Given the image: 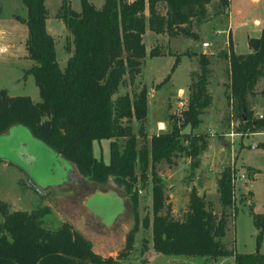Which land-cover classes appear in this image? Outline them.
I'll return each mask as SVG.
<instances>
[{
  "label": "trees",
  "instance_id": "16d2710c",
  "mask_svg": "<svg viewBox=\"0 0 264 264\" xmlns=\"http://www.w3.org/2000/svg\"><path fill=\"white\" fill-rule=\"evenodd\" d=\"M44 1L21 0L25 14L16 15L27 27L25 48L33 63L25 72L33 75L40 99L33 100L27 94L10 95L0 88V135L13 125H23L72 162L84 177L100 184L112 178L130 196L135 221L117 255L103 256L93 249L90 238L69 221L47 227L46 220L53 212L49 204L37 201L30 210H12L0 200V264H135L121 258L133 246L139 223L140 186L149 177L152 216L145 214L141 223L151 228V246L156 252L206 258L233 255L234 264H264V252L260 250L264 211L252 212L257 228L254 251H236L223 240L228 218L237 208L235 169L231 164L222 165L216 179L220 210L212 209L193 185L180 218L171 213L163 179L156 168L162 161L174 162L177 154L189 156L192 169L199 165L208 144L207 134L192 129L199 126L203 112L213 101L208 87L213 53L202 49L184 51L183 54H196L198 62L187 84L188 105L180 116L170 115V129L152 133L149 139L144 127L149 112L147 84L142 83L133 93H118L121 85L136 82L147 55L159 54L156 45L147 50L143 40L146 29L196 40L199 34L193 22L209 19L211 0H103L99 7L80 0L79 10L71 7L70 0H62L56 16L68 30L67 48L71 51L63 67L57 60L55 39L46 29L48 9ZM229 3L230 0H218L215 12L228 13ZM248 45V52L238 53L229 36L227 48L219 50L227 59L226 98L231 116L238 120L234 129L241 134L264 129V111L255 115L249 101V96L258 90V82L264 80V27L259 35L248 37ZM180 55L175 54L172 66ZM259 92L264 95V85ZM132 119L140 121L138 133ZM185 126L190 130L183 132ZM102 138L109 140L108 161L94 153V141ZM138 264H148L147 257Z\"/></svg>",
  "mask_w": 264,
  "mask_h": 264
},
{
  "label": "rangeland",
  "instance_id": "374dc122",
  "mask_svg": "<svg viewBox=\"0 0 264 264\" xmlns=\"http://www.w3.org/2000/svg\"><path fill=\"white\" fill-rule=\"evenodd\" d=\"M58 1L47 0L50 13ZM93 1L95 6L99 7L103 0ZM254 1L231 0L228 27V13H216L218 0H211L208 3L210 20L207 23L193 22V29H197L199 34L196 40L181 34L170 35L166 32L155 34L154 31L146 29L143 35L146 48L150 49L156 45L159 54L147 55L142 74L136 78V82L131 85L125 83L118 91V93L125 91L133 93L142 83H146L150 102L148 117L144 123L146 139H149L152 133L170 129L172 122L170 114L180 116L178 99L186 97L188 93L187 84L190 81L189 70L192 63L183 53L186 50L200 51L201 42H209L208 47L213 51V55L219 56L213 59L211 63L213 68L209 76L208 87L214 98L211 104L213 108L210 112L211 106L207 107L202 114V122L192 129L207 134V147L200 155L199 165L194 169L191 167L190 157L183 154H177L172 163L165 161L158 163L156 168L163 179L171 213L174 217L180 218L187 208L189 191L193 185L210 202V207L218 212L221 205L218 199L217 175L222 165L231 164L234 167L238 177H235L234 187L237 208L228 218L227 232L223 240L236 251L255 250L257 228L252 220V212L264 211V129L242 134L235 131L238 120L231 116V106L226 98L229 82L227 59L219 53V50L228 46L229 28L236 52L246 53L250 50L248 36L259 35L257 29L264 27V0ZM72 4L79 8L80 0H72ZM17 14H25V6L21 0H0V44H10V47L0 54V88H5L10 95L27 94L33 100H39L40 95L33 75L25 72L33 60L27 56L25 48L27 27L25 33L23 25L14 23L15 20L19 21L16 18ZM255 18L259 22H255ZM68 39L69 36L65 38L61 34L56 44L57 60L61 67L67 59L65 50ZM70 48H72L71 41ZM176 53L181 55L172 66ZM194 61L198 68L197 57ZM168 74L169 77L158 86ZM263 85L264 80L258 82V90L249 96V101H259L261 102L259 105L264 102V96L259 92ZM171 107L173 109L169 111ZM252 109L255 115H260L264 111V109L257 111L253 107ZM159 119L166 120L162 128L158 127V124H161L157 123ZM131 123L134 131L138 133L140 121L132 119ZM17 127L7 138L5 136L1 138L0 154L8 158H17L16 149L24 143V147L34 153V159L30 163H25L23 160L21 162L23 178L18 182L17 190H22L23 193L22 197L18 198L5 188L12 172L0 165V200L6 201L12 210H30L37 201L45 202L53 210L46 220L47 227H56L63 220L69 221L77 229L83 228L96 252L103 256H116L124 247L126 233L135 221L130 196L112 178L98 185L94 183L95 181L84 177L72 162L67 165L68 160L35 138L25 126ZM189 130V126L182 128L183 132ZM143 138L139 135V140ZM108 142L107 138L94 141V153L104 161L109 159ZM241 174L245 175L247 182L240 178ZM101 190L104 193L115 194L118 198L112 194L106 197L97 194L96 198H92V201L96 202L94 211L90 207L93 204H88V197L93 192ZM137 210L138 229L134 235L133 246L127 255L121 258L122 261L138 264L143 257H147L148 264H202L203 260L208 259L204 256L162 254L152 248L151 228L144 227L141 223V218L145 214L152 216L150 177L140 186ZM96 212L104 213L108 217L114 216L107 219L112 220V223L107 224L106 219H102L103 217ZM143 243L146 247H143ZM260 250L264 252V237ZM215 259L209 258L208 261ZM210 264H233V259L228 256L223 261L217 259Z\"/></svg>",
  "mask_w": 264,
  "mask_h": 264
},
{
  "label": "crops",
  "instance_id": "0c3cea01",
  "mask_svg": "<svg viewBox=\"0 0 264 264\" xmlns=\"http://www.w3.org/2000/svg\"><path fill=\"white\" fill-rule=\"evenodd\" d=\"M61 1L62 0H59L57 3H56V5L54 6V10L50 13L49 12V9H48V7H47V0H45L44 2H45V5H46V7H47V9H48V16L46 17V20H45V25H46V29L48 30V32L49 33H51L52 35H53V37H54V39H55V47H56V44L58 43V38L61 36V34L63 35V37L65 36V38H67L68 36H69V33H68V31H67V28H66V26L64 25V22H63V20L60 18V17H58V16H56V12H57V10H58V8H59V6H60V4H61ZM89 1H91L93 4H94V1L93 0H89ZM255 1H257V0H255ZM254 1V2H255ZM103 2V1H102ZM70 4H71V7L73 8V9H75V10H79L80 9V7L79 8H77V7H75L73 4H72V0H70ZM102 4V3H101ZM101 4H100V6H101ZM95 5V4H94ZM231 17V0H230V3H229V6H228V27H229V18ZM210 19H208V20H206L205 22L207 23V21H209ZM254 21L256 22H259V20L258 19H254ZM204 22V23H205ZM14 23H16V24H18V25H23V27H24V29H25V33H26V25L23 23V22H21V21H14ZM263 27H260V28H258L257 29V31H259V34H260V32H261V29H262ZM196 32H198V30L197 29H194ZM219 31H221V30H219ZM229 32H230V36H231V30H230V28H229ZM155 33V32H154ZM155 34H157V33H155ZM144 35V34H143ZM179 35V34H178ZM249 37V36H248ZM231 39H232V37H231ZM228 42V41H227ZM200 48L202 49V46H200ZM233 48H234V45H233ZM200 49V50H201ZM220 49H222V48H220ZM147 50H149V49H147ZM235 50V49H234ZM66 52H67V57L69 56V54H70V51H69V48H67L66 47V50H65ZM193 51H195V50H193ZM236 51V50H235ZM56 53H57V51H56ZM239 53V52H238ZM188 58H190V60H191V63H192V65H191V68H190V70H189V77H190V72L192 71V69H195L196 68V63H195V61H194V59L197 57V55L196 54H194V53H192L191 55H188V54H185ZM66 57V56H65ZM214 58H219V56H214L213 55V59ZM66 61V60H65ZM65 65V64H64ZM63 65V66H64ZM29 67V66H28ZM211 68H213V64H211ZM258 94V93H257ZM213 95V94H212ZM264 96V95H263ZM31 97V96H30ZM32 98V97H31ZM33 99V98H32ZM212 102H214V98H213V101ZM259 103H261V102H257V101H251V106L253 107V108H256V110L257 111H260V110H262V109H264V102L261 104V105H259ZM149 104H150V102H149ZM211 106V105H210ZM210 106H208V108L210 107ZM211 108H213V106H211L210 107V112H211ZM173 109V107H171V108H169L168 110L169 111H171ZM209 112V113H210ZM170 115H172V114H170ZM216 115V114H215ZM165 119H159L158 121H157V123H162V124H164L165 123ZM15 126H18V125H13V126H11L5 133H3V134H1L0 135V139L1 138H4V136H8V134L10 133V129H12L13 127H15ZM224 133H226V134H228V132H224ZM16 155H17V158H8V157H6V156H4V155H2V154H0V165L2 166V167H4V168H6V169H9L11 172H12V175H11V177H10V179L9 180H7V185L5 186V188L7 189V191H9L10 193H14L15 195H16V197L18 198L19 196L20 197H22V193H23V191L22 190H20V191H18L17 190V184H18V182H20V180L23 178V166H22V164H21V161H22V159L23 160H25V161H27V162H31L33 159H34V153L32 152V151H30V150H28L26 147H24V144L23 143H21L20 145H19V147L16 149ZM70 163L71 162H69V161H67V165H70ZM72 164V163H71ZM92 181V180H91ZM243 181L244 182H247L248 181V179H243ZM94 182V181H93ZM94 183H96V184H98V185H102V184H99V183H97V182H94ZM106 190V189H105ZM97 194H102L103 195V197L105 196H110V194H112V193H110V192H106V193H104L102 190L101 191H99V192H97V191H95V192H93L92 194H91V196L90 197H88V204L90 205V204H93L92 206H90L93 210L94 209H96V202L95 201H92V198H96L97 197ZM114 197H116V198H118V196H116L115 194H112ZM95 211V210H94ZM97 213V212H96ZM97 214H99V216H102L103 218L102 219H106V221L108 222L107 224H109V223H112V220H107L108 218H113L114 216H112V217H108V216H106L104 213H101V212H98ZM114 220V219H113ZM104 223H102V225H103ZM83 229V228H82ZM82 229H80L85 235H87L86 234V232L84 231V230H82ZM85 229V228H84ZM228 256H231L232 257V259H233V264H234V258H233V255H227V256H223V257H217L215 260H213L214 262L218 259L219 261H223V260H225V258L226 257H228ZM206 258V257H205ZM209 259V258H208ZM208 259L207 260H203V262H202V264H210V263H212L213 261H208Z\"/></svg>",
  "mask_w": 264,
  "mask_h": 264
},
{
  "label": "built area",
  "instance_id": "2783aa9c",
  "mask_svg": "<svg viewBox=\"0 0 264 264\" xmlns=\"http://www.w3.org/2000/svg\"><path fill=\"white\" fill-rule=\"evenodd\" d=\"M201 46H202V51L203 52L213 53V51L210 50L209 47H208L209 46V42L208 41H202L201 42ZM8 47H10V44L9 43H1L0 44V54L4 53L7 50ZM187 105H188V97L187 96L186 97H180L178 99V103H177V106H178V114H180L181 111L187 107ZM158 127L159 128H162L163 127V124L162 123L161 124H158ZM235 177L238 178L236 176V174L233 176V181L234 182H235ZM240 178L244 179L245 178V175L244 174H241V177Z\"/></svg>",
  "mask_w": 264,
  "mask_h": 264
},
{
  "label": "water",
  "instance_id": "95a60500",
  "mask_svg": "<svg viewBox=\"0 0 264 264\" xmlns=\"http://www.w3.org/2000/svg\"><path fill=\"white\" fill-rule=\"evenodd\" d=\"M16 128H18L17 126H15V127H13L12 129H10V133L9 134H11V132L14 130V129H16ZM9 134H8V136H9ZM8 136H5V138H7ZM1 140V139H0ZM24 144V143H23ZM23 160V159H22ZM23 161H25V160H23ZM22 162V161H21ZM25 163H30V162H27V161H25Z\"/></svg>",
  "mask_w": 264,
  "mask_h": 264
}]
</instances>
